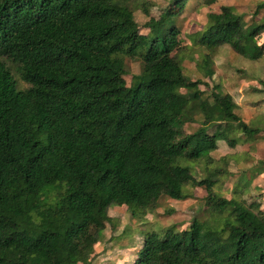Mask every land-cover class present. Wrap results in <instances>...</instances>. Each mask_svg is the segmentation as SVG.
<instances>
[{"label":"trees","instance_id":"obj_1","mask_svg":"<svg viewBox=\"0 0 264 264\" xmlns=\"http://www.w3.org/2000/svg\"><path fill=\"white\" fill-rule=\"evenodd\" d=\"M136 1L0 0V264H87L108 207L145 214L162 197L188 198L187 185L204 188L207 217L146 232L133 264H264L261 203L215 191L210 156L217 140L236 144L234 127L250 136L258 129L234 112L231 94L203 96L184 73L175 18L186 0L149 17L143 34ZM263 27L220 5L188 35L209 54L226 43L253 59L258 46L233 38ZM122 55L142 62L129 86ZM195 115L200 124L187 132ZM190 161L203 162L201 175Z\"/></svg>","mask_w":264,"mask_h":264},{"label":"rangeland","instance_id":"obj_2","mask_svg":"<svg viewBox=\"0 0 264 264\" xmlns=\"http://www.w3.org/2000/svg\"><path fill=\"white\" fill-rule=\"evenodd\" d=\"M170 1L137 0L134 2L132 8L135 20L139 23L140 33L148 32L144 22L149 17L157 18L167 4L172 3ZM204 1L186 0L184 8L175 18V22L180 28L176 54L181 60L185 74L191 79L199 81L198 88L203 91V96L210 97L211 91L220 93L228 90V86H225L227 83L221 84L220 79H218L219 83L216 84L217 77L209 80L208 66L216 70L217 76L219 75L217 68H221L223 71H230L231 74L238 77L239 81L244 78L248 86H254L241 90L249 91L245 93L248 98L245 103L247 104L248 100L250 103L247 107L249 113L240 112L239 108L238 113H241V117H245L247 114L253 115L250 126L257 128L262 133L264 131V27L250 38L243 37L242 31L237 32L233 38V42L240 44L242 47L249 46L251 42L258 46V50L262 55L253 59L247 57V55L238 54L231 49L230 44L226 43L221 44L216 49V54L219 56L216 57L217 55H215L213 57V52L207 53L205 49L193 42L188 34L200 30L206 21V14L218 11L220 5L232 6L236 12L241 14L246 26L264 23V0H213L209 4L204 3ZM141 3H146L147 13L142 11ZM249 29L250 27H247L245 31L248 32ZM121 58V67L124 70L123 78L126 85L129 86L132 83V77L141 72L142 62L138 57L122 55ZM209 61H212L211 65L208 63ZM7 64L14 75L17 87L26 88L28 84L19 77L15 64L9 61H7ZM176 92L184 96L187 95V90L184 88H176ZM243 110L241 109V111ZM199 124L200 116L195 115V122L186 123L184 129L187 132H192ZM220 127L221 125H219ZM214 129V123L208 126L210 132ZM241 131L240 128H236L228 135L233 137L234 134L241 133ZM242 135L243 133L240 136ZM261 142L257 145L259 149L252 154L257 156L255 163H262L259 166L262 169H257L260 174L259 179H256L255 173L252 179L249 180L247 191L243 193V196L247 201L261 202L264 217V139ZM218 144L217 150L214 151V159L217 160L219 157L221 159V156H223L221 154H226V159L225 163L219 161L216 164H211V167L218 172L214 177L218 179L214 190L230 198L235 194L233 189H236L239 195L242 196L241 184L236 183L237 187L235 184L231 185L230 183H232L231 180H235L240 175L241 167L248 169L249 165L254 164V159L252 157L237 159L233 157L236 152L233 153L223 140H220ZM193 162H189V166L192 165L191 171L194 169L196 176L201 175L204 167L203 162ZM252 188L256 189L251 190ZM185 191L190 195L188 198L178 200L168 196L162 197L159 199L157 207L145 214H139L140 212H137L135 208L126 203L108 207L104 215L105 226L102 229L100 239L93 246V252L87 264H133L146 232H161L171 225L175 226L176 229H184L189 226L193 216L200 219L207 217V209L203 205V198L206 194L204 188L187 185ZM78 264L82 263L78 262ZM173 264H185V261L181 257H177L174 259Z\"/></svg>","mask_w":264,"mask_h":264},{"label":"crops","instance_id":"obj_3","mask_svg":"<svg viewBox=\"0 0 264 264\" xmlns=\"http://www.w3.org/2000/svg\"><path fill=\"white\" fill-rule=\"evenodd\" d=\"M219 46H217L215 48V50L213 51V53H212L213 54V57H215V55H217L216 54L217 53V50L216 49ZM218 56L219 55H217L216 57H218ZM208 63L211 65L212 61H209ZM208 71L210 72L209 74H211V76H209L210 77L209 80H211V79L213 80L214 78L217 77L216 78V84L219 83V80L218 79L221 80V82H222L221 84H223V85L225 83H227L225 85V86H228V90L226 92H228L229 94H231V96L233 97L234 102L236 103V107L234 109V112L241 118V120L243 122H245L249 127H251L250 126V121H251V118H252L253 115L247 114L248 115V116L246 115L247 117L246 116L245 117H241V113H238V108H239V111L240 112H243L245 114L246 113H249L247 111V107L250 104L249 103V100H248V103L247 104L245 103L246 99H248L247 96L245 95V93L246 92H249V91H241V90H243L244 88H247V87L250 88V87H254V86H248L246 84V81L244 80V78H243V80L241 79L242 82L239 81L238 80V77H235V75L234 74H231L230 71H228V70L227 71H223L221 68H217V71H218V74H219L218 76L216 75V70H214L213 67H211V66L209 67L208 66ZM238 91H239V93H238ZM241 109H244V110L241 111ZM249 115H251V116H249ZM214 127H215L214 130H216L217 125L214 124ZM236 128L237 127H235V129ZM253 128H255V127H253ZM235 129H234V131H235ZM214 130L211 131V132H214ZM241 133H243V132L241 131ZM241 133L238 132L236 135L234 134L233 137L235 138V141H236V144L234 146H229L224 140L223 141L227 144V147L233 153L236 152V154H234L233 157H236L237 159H246L247 157H249V158L252 157L254 159V164H251V165L248 164L249 165V168L248 169L241 167V173H240V175L235 180H231L232 183H230L231 185L232 184L233 185L234 184L236 185V183L241 184L242 197L245 198L243 196V193L245 191H247V185H248L249 180L252 179V177L254 176L255 173H256V179H259V175L260 174H259V171H257V169L259 168V166L262 163H259V164L255 163V159H256L257 156H253L252 154L255 153L259 149V146H257V145H258V143H260L264 139V131L262 133H260L258 131L256 134L251 135V136L250 135H245L244 133H243L242 136H240ZM220 140H222V139H220ZM220 140H217V147L219 145L218 143H219ZM215 150H217V148ZM215 150H213V151L210 152V156L213 158L212 163L216 164L219 161H223L225 163V159H226V156L225 155L226 154H221V155H223V156H221V159H219L220 157L217 158V160L214 159V157H215L214 156V151ZM259 169H262V168H259ZM263 169H264V166H263ZM263 172H264V170H263ZM253 187H255V186H253ZM254 189H256V188H252L251 190H254ZM233 193H235L233 195H239V192H237V191L235 192L234 189H233Z\"/></svg>","mask_w":264,"mask_h":264}]
</instances>
